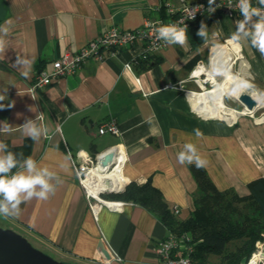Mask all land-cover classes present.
<instances>
[{"label": "crops", "instance_id": "0c3cea01", "mask_svg": "<svg viewBox=\"0 0 264 264\" xmlns=\"http://www.w3.org/2000/svg\"><path fill=\"white\" fill-rule=\"evenodd\" d=\"M166 1L181 6V0ZM162 4L163 0H0L4 43L0 95L5 97L0 104L14 102L13 107L0 109V142L7 145L0 156L15 155L17 165L7 173L9 178L29 174L24 163L28 157L36 162L32 175L44 170L49 174L45 197L38 195L40 185L31 197L21 193L20 217L0 216V228L21 234L60 262L91 264L103 249L108 256L103 262L116 255L121 264H160L156 249L170 234L157 216L133 203L121 213L103 211L96 222L69 153L76 158L83 152L95 159L121 149L126 155L122 170L126 185L151 180L171 209L180 208L181 221L190 217L198 188L190 164L203 160L218 190L240 196L249 194L248 184L264 179V122L240 116L230 124L204 117L191 102L197 91L190 84L200 89L192 72L221 47L242 49L250 83L264 92V54L252 45L250 36L238 32L237 22L244 16L212 21L208 40L199 47L192 45L186 31L183 45L170 42L149 63L140 61L143 46L136 45L102 64L90 61L73 76L60 78L37 96L31 94L35 74L52 72L65 52H77L112 27L133 31L148 20H167ZM257 20L253 16L245 31ZM234 34L239 39L233 40ZM222 39L229 45L212 47ZM128 63L132 72L125 69ZM25 72L27 76L22 75ZM110 120L118 125L119 137L99 135L100 124ZM29 121L39 129L35 138L24 127L32 126ZM181 153L193 159L181 162Z\"/></svg>", "mask_w": 264, "mask_h": 264}, {"label": "built area", "instance_id": "2783aa9c", "mask_svg": "<svg viewBox=\"0 0 264 264\" xmlns=\"http://www.w3.org/2000/svg\"><path fill=\"white\" fill-rule=\"evenodd\" d=\"M250 4L252 8L261 9L262 15H264V4H261L260 0H250ZM166 7L168 16L167 20H148L142 28L133 31L122 30L118 27H112L103 34L87 42V44L77 52H65L60 59L54 62L52 72L49 73L44 70H41L35 74L30 90L31 94L33 96H37L38 92L42 91L45 87L52 85L60 78L73 76L86 63L90 61H93L97 64H102L108 58H112L118 55L122 49H128L136 45H142L143 58L162 53L168 48L170 44L168 40L164 39L159 35V29L162 26L174 25L178 29L180 27H185L186 31H188L195 22L203 18H208L212 21H215L219 20L221 17L237 19L243 16L240 11L241 0L214 1L211 4L205 1L189 2L188 0H181L180 7H176L171 3H167ZM255 17L259 19V17ZM228 41L229 40L225 41L226 45H229ZM241 54L243 56L242 61H244V63L248 67L242 49ZM209 64V67H207L205 64H200L192 72V78L198 84L200 89L204 92H206V85L202 83L206 82H202V78L205 77L207 79V72L210 70L211 67V53ZM125 69L127 71L132 72L133 65L128 63L125 65ZM249 79H251V76L250 78L248 77V80ZM136 81L140 83L139 78H136ZM169 87L174 88V86L172 85H170ZM245 116H249L250 118L256 121L258 120L256 119L255 115ZM238 118L236 120L226 119L225 121L227 123L233 124L236 123ZM98 133L102 136L107 134L116 137L120 136V130L118 128V125L113 120L106 121L100 124L98 128ZM112 150L120 153L124 157L125 164L126 155L123 153V151L119 148H113L110 151ZM102 155L103 154L97 156V158L94 159L88 156L87 154L80 152L76 156V158H74V156L69 153L72 165L76 172V176L79 180L80 185L84 189V193L89 204V210L92 213L96 222L99 221L100 214L103 211L107 210L109 212L121 213L126 207V205L131 204L122 201L107 199L105 196L108 194H106L105 192L94 194L90 191V189L85 187L84 184L88 180V175L90 171L100 164V158ZM126 184L127 181L125 180L124 187L126 186ZM172 210L175 216H180V208L175 207ZM101 235L103 241L106 243L108 248H110L109 244L104 238L103 233H101ZM194 250L195 244L190 234H179L172 232H170L169 236L165 240L161 241L158 244L156 249L158 257L160 259V264H195L192 258ZM114 263L121 264L122 259H120L116 255H112V260L108 262H91V264ZM247 264H264V242L257 243L256 251L254 252Z\"/></svg>", "mask_w": 264, "mask_h": 264}, {"label": "trees", "instance_id": "16d2710c", "mask_svg": "<svg viewBox=\"0 0 264 264\" xmlns=\"http://www.w3.org/2000/svg\"><path fill=\"white\" fill-rule=\"evenodd\" d=\"M166 4L163 0L161 11L167 19ZM202 25L203 36L197 34ZM211 26L212 20L208 18L192 25L188 33L194 47L206 43ZM152 57L142 56L140 61L149 63ZM196 165L190 164V170L198 188L193 195V210L185 221L174 215L151 180L143 185L131 182L123 193L105 197L148 210L172 233L190 234L195 244V264H247L257 243L264 241V179L248 184L249 194L240 196L232 190H218L207 170Z\"/></svg>", "mask_w": 264, "mask_h": 264}, {"label": "clouds", "instance_id": "9594fccd", "mask_svg": "<svg viewBox=\"0 0 264 264\" xmlns=\"http://www.w3.org/2000/svg\"><path fill=\"white\" fill-rule=\"evenodd\" d=\"M214 0H209V3H213ZM261 4H264V0H260ZM241 14L244 16L243 21H238V32H244L245 36L251 37V42L254 47H256L262 54H264V15H262V10L257 8H252L250 4V0H241V7H240ZM253 16L259 17V19L252 24L251 30L245 31V25L251 20ZM6 24L8 21L5 22ZM6 32L7 29H4ZM198 35H205L203 31V25L201 30L197 33ZM159 35L164 39L168 40L171 43H179L181 45L184 44L186 39V28L180 27L179 29L174 25L169 26H162L159 29ZM239 39L238 35H233V40ZM4 50V43L0 40V52ZM216 74L220 75H228L227 69L223 67H216L213 70ZM22 75L27 76L28 73H22ZM234 79V87L231 88L229 94L231 96H238L240 93L251 89L253 85L244 79ZM5 97L0 95V100H4ZM254 100L257 102H264V92L260 94H256L253 97ZM11 108L14 106V102L9 103L7 105L0 104V109L5 107ZM43 118L42 116L40 117ZM29 124L32 125L28 127L25 125L24 127L27 129L28 135L32 138H35L39 135V129L29 121ZM7 145L3 142H0V149L6 148ZM189 151H194L191 145L187 146ZM180 161L183 162L185 159L191 161L193 157L191 155H185V153L180 154ZM25 165L27 168L28 175L24 173H17L9 178L7 173L17 165V160L15 159V155L9 152L7 155L0 156V194L3 196V201H0V216L5 218L12 217V218H19L20 211L18 209V205L21 202L20 194L23 192L28 193V197H31L33 194V190L35 186L40 185L42 187V191L38 193L41 198L45 197L46 191L49 188L47 180L45 177L49 175L47 170L42 172H36L35 175H32L36 169V162L31 158L28 157L25 160ZM204 161L200 160L197 163V167L203 166ZM7 202V203H5Z\"/></svg>", "mask_w": 264, "mask_h": 264}, {"label": "bare ground", "instance_id": "6f19581e", "mask_svg": "<svg viewBox=\"0 0 264 264\" xmlns=\"http://www.w3.org/2000/svg\"><path fill=\"white\" fill-rule=\"evenodd\" d=\"M243 56L238 46L221 47L218 49L211 58V67L207 72V81L214 84V89L204 93H196L191 95V102L194 110L204 117H216L223 120L233 119L236 120L239 116L256 115L258 110L264 108V102H256V107L249 110L244 107L243 111L237 112L231 108L226 107L225 98L231 97L239 101L243 94H249L252 98L259 94L255 91L246 90L238 96H231L229 94L231 88L234 87V79H244L249 77L248 67L242 61ZM239 64L240 72L234 73V66ZM216 67H223L227 69L228 75L216 74L213 70ZM222 76L224 81L217 82V77ZM240 102V101H239ZM258 123L264 122V115L257 120ZM111 154L112 158L105 166L104 161L106 157ZM114 164V165H113ZM124 164V157L112 150L110 153H105L100 158V164L92 169L88 175V180L85 182V187L90 189L94 194L105 192L108 190L117 191L121 190L125 185V180L122 176V168ZM113 165V166H112Z\"/></svg>", "mask_w": 264, "mask_h": 264}, {"label": "water", "instance_id": "95a60500", "mask_svg": "<svg viewBox=\"0 0 264 264\" xmlns=\"http://www.w3.org/2000/svg\"><path fill=\"white\" fill-rule=\"evenodd\" d=\"M1 101V100H0ZM240 103L249 110L256 107V102L249 94H243ZM110 153V152H107ZM112 155L109 154L104 165L106 166L111 160ZM114 165V164H113ZM112 165V166H113ZM3 175V174H0ZM127 185L120 191H105L106 194H121L125 191ZM3 198L0 194V200ZM108 256L103 249H99L98 257L95 261H107ZM0 264H68L57 261L45 254L44 252L36 249L27 238L18 234L11 229L0 228Z\"/></svg>", "mask_w": 264, "mask_h": 264}, {"label": "rangeland", "instance_id": "374dc122", "mask_svg": "<svg viewBox=\"0 0 264 264\" xmlns=\"http://www.w3.org/2000/svg\"><path fill=\"white\" fill-rule=\"evenodd\" d=\"M225 41L226 40H221L220 42H217V43H215V44H213V46L212 47H216V46H222V45H226V43H225ZM233 46H229V48H232ZM220 49V48H219ZM211 50L212 49H210V52H211ZM217 51V50H216ZM215 51V52H216ZM209 52V53H210ZM214 52V53H215ZM213 53V54H214ZM213 54L211 55V58H212V56H213ZM209 56H210V54H209ZM210 58H207V60H206V62L204 63L207 67H209L210 66ZM240 72V68H239V64L238 65H235L234 66V73L235 74H237V73H239ZM248 74L250 75V73H249V70H248ZM247 81H249L248 80V78L246 79ZM203 81H205L206 83H202V84H205L206 85V91H211V90H213L214 89V84L212 83V82H210V81H207V79L205 78V77H203L202 78V82ZM224 81V78L222 77V76H218L217 77V82H219V83H222ZM250 81H252V78L250 79ZM249 81V82H250ZM190 87H191V89H194L195 91H197V93H204V91H202L201 89H199L194 83H192V84H190ZM253 89H249V91H255V92H257V93H259L257 90H255L254 89V87H252ZM260 94V93H259ZM225 104H226V107H228V108H231V109H234V110H237V111H239V112H241V111H243V109H244V106L239 102V101H237V100H235V99H233V98H231V97H226L225 98ZM264 115V108L263 109H261V110H258V112L256 113V119H259V118H261L262 116ZM264 241H262V243H263ZM31 243V242H30ZM33 245V244H32ZM35 247V246H34ZM50 257H52L53 259H55V260H57V261H59L55 256H50Z\"/></svg>", "mask_w": 264, "mask_h": 264}]
</instances>
